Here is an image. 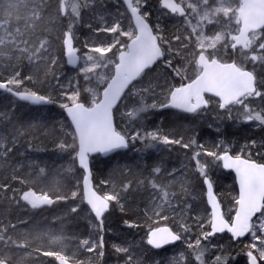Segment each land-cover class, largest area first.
<instances>
[{
    "label": "snow or ice",
    "instance_id": "1",
    "mask_svg": "<svg viewBox=\"0 0 264 264\" xmlns=\"http://www.w3.org/2000/svg\"><path fill=\"white\" fill-rule=\"evenodd\" d=\"M47 3L48 0H0V67L12 72L9 78L0 82V90L33 105L55 102L51 95H43L34 90H20L23 80L20 79L19 69L25 60L36 72L43 69L45 77L57 64L56 48L51 38L52 29L42 27L46 20L44 13L47 11ZM124 3L131 13L134 26L130 30H123L119 21H116L111 26L99 29L113 34V37L103 46L89 48L84 54L82 65L81 57L77 55L78 49L73 45L72 22L63 33L62 45L67 63L78 67L87 84L95 85L83 88L87 97L82 99L77 81L70 94L62 93L70 103L59 105L70 119L68 128L71 130L68 135L71 136V142L61 140L56 148L67 152L73 165L78 164L83 170L82 189L78 187V190L71 191L70 196L59 193L52 195L49 191L37 193L28 189L23 191L20 199L36 210L58 201L79 198L88 206L89 212L94 214L97 222L94 227L100 233L98 241L83 239L79 243L88 252L99 250L98 255L103 257L104 219L113 204L123 211L122 201L127 194L148 186L151 189V212L162 220H168V215L163 213L172 208V200L189 195L191 189L189 184L181 183L180 192L175 190V168L167 172V176L173 179L161 182V175L166 169L160 160L151 167L146 178L136 181L135 187L132 181H128L118 192L100 194L91 183L90 157L93 154L108 156L119 150L134 148L137 142L143 145L144 152L149 149L159 151L161 146L170 145H179L184 149L194 148L192 160L195 161L196 171L203 178V183L207 185L208 203L211 205V219L208 223L211 230L201 231L192 240L167 225L149 226L147 245L161 249L185 239L187 248L191 250L188 255L192 260L189 261L185 253L180 252L179 258H173L170 264H181L182 261L183 264H206L204 256L207 247H202V239L208 241L216 233H223L225 230L233 238L251 234L253 241L259 242V246L255 242L248 245L249 264H259V261H264V162L251 158L250 152L247 158L240 154H229L223 141L213 146L219 151L207 150L203 144H197L194 138L185 143L183 136L175 138L159 128L145 130L142 121L151 110L175 109L181 113L199 114L213 102L211 97H216L218 108L225 110L229 118L235 108L244 122H258L259 126H264V108L257 110L249 102L254 98L264 101V0H159L160 7L167 10L162 14L181 17L188 30L183 38L185 42L179 49H173L171 42L164 39L159 21L156 24L149 23L151 12L146 8L147 0H124ZM88 7L95 8L96 0H60L59 14L61 17L69 16L70 21L78 20L81 9ZM38 28L46 35H37ZM121 37H126L127 40L122 42ZM174 39L180 41L181 37L177 35ZM181 49H188L187 54ZM109 53L112 55H108ZM230 53L238 55L240 61H225L223 57ZM174 57H180L181 62L174 64ZM158 61H163L171 70L172 78H179L180 83L179 86L169 84L163 101L158 103L153 100L149 104L145 97L152 92L151 86L138 88L137 85ZM249 62L252 64L251 69L247 67ZM25 79L32 80L33 77L29 75ZM69 86H72L71 81ZM121 107L125 109L122 113ZM118 114L127 120L123 131L118 130ZM2 121L11 122L12 116L7 112H0V122ZM29 127L35 128L36 125L30 124ZM129 127L131 131L128 130ZM23 134L20 132V135ZM16 139L15 135L10 139L7 128L0 130V149H3L0 156H9L13 148L8 145H15ZM255 143L252 141L253 145ZM201 155L212 157L213 160L202 162ZM214 162H222L224 169L234 170L239 183L235 215L230 219L225 218L220 202L213 194L208 168ZM66 171L71 173L73 167H68ZM39 173L44 174L45 169L40 168ZM12 179L17 177L13 175ZM21 183L26 181L21 180ZM70 210L78 212L79 205ZM254 217L257 222L253 221ZM125 224L130 228L136 227L127 220ZM198 226L203 229V224ZM7 227L15 228L16 225L0 226V241L6 247H29V233H23V239L18 242L11 235H6ZM180 227L184 233L191 231L184 223ZM44 235L48 237L49 243L58 245L61 250L44 251L43 255L55 257L59 264H73L72 257L63 251L65 237L48 232L37 233L35 239H41ZM114 248L118 253L127 254L126 264H142L139 259L134 260L129 247ZM227 259L216 256L212 264H227ZM0 264H11V257L0 256Z\"/></svg>",
    "mask_w": 264,
    "mask_h": 264
},
{
    "label": "trees",
    "instance_id": "2",
    "mask_svg": "<svg viewBox=\"0 0 264 264\" xmlns=\"http://www.w3.org/2000/svg\"><path fill=\"white\" fill-rule=\"evenodd\" d=\"M59 5L60 0H48L47 11L44 13L46 20L42 25V27L47 26L52 29L51 38L56 48L57 64L52 67L47 77L44 76L43 69L36 72L26 60L19 69L20 79L23 80L20 86L21 91L34 90L43 95H51L55 102L48 106H35L19 101L15 96L0 90V112H7L12 116L11 122H0V130L7 128L10 139L13 135L17 137L15 145H8L13 148L9 156H0V165H2L0 166V185H7V187H0V226L14 224L15 228L7 227L6 235H11L19 242L23 239V233H29L31 240V244L26 248L6 247L0 241V256H10L11 264H59L55 257L45 256L43 252L59 251L60 247L49 243L46 235L41 239H35L37 233L51 232L62 234L65 237L63 251L76 263L126 264L127 254L116 252L114 246L129 247L134 260L139 259L142 264H170L173 258H179L180 252H184L187 259L191 261L192 257L188 256L189 249L185 239L174 251L161 252L149 249L146 241L149 226L169 225L182 231L186 238L192 240L201 231H210L208 221L211 215L206 199V187L203 178L196 171L195 161L192 160L194 148L184 149L179 145H170L161 146L159 151L149 149L144 152L142 151L143 145L140 146L137 142L134 148L130 147L126 152H119L108 159L94 158L92 160L94 183L100 194L118 192L121 186L128 181H132L135 187L136 181L146 178L151 167L160 160L163 161L162 166L166 169L161 175V182L173 179L167 176V172L175 168L177 170L174 174L175 190L180 192L181 183L189 184L191 189L189 195L172 200V208L163 213L168 215V220H162L151 212V189L148 186L141 187L139 191H130L122 201L123 211L113 204L111 212L104 219L103 257L98 255L99 250L88 252L79 243L83 239L98 241L100 235L98 229L94 227L97 222L93 214L79 198L58 201L52 206L36 210L31 209L20 199L23 191L28 189L37 193L49 191L52 195L59 193L68 196L71 191L78 190V187L82 189V170L78 164L73 165L67 152H61L56 148V144L61 140L71 142V136L68 135L71 130L68 128L70 122L64 109L59 106L60 103H70V101L62 93L70 94L76 87V82L79 81L83 99L87 97L83 88L95 86L94 83L89 85L84 81L79 69L73 70L68 66L62 45L63 33L67 30L68 24L73 23L74 47L83 57L89 48L103 46L112 39L113 34L99 31V29L111 26L116 21H119L123 30H130L133 26L131 17L120 0H96L95 8H82L80 18L72 21L69 16H60ZM146 8L151 12L148 18L149 23L156 24L159 21L164 39L171 42L173 49L181 48L182 43L185 42L183 38L188 34L182 20L169 14L163 15L164 11L160 7L159 0H147ZM52 20L55 22L52 23ZM37 35L43 36L46 33L38 28ZM177 35L181 37L180 41L174 39ZM121 40L125 42L127 38L121 37ZM181 50L184 54L188 52V49ZM223 59L227 62L233 59L239 62L238 55L231 53ZM180 62V57L173 58L174 64ZM248 68L251 69V65H248ZM11 75V70L4 71L0 67V82L5 81ZM29 75L33 77L32 80L25 79ZM69 81L72 82L71 87ZM179 83V78L173 79L171 70L164 62H161L153 70L147 72L137 87L151 86L152 92L145 97L147 103L150 104L153 100L158 103L163 101L169 84L179 86ZM100 90L102 91V87ZM212 101L210 107L199 116H188L171 110H151L145 114L146 118L142 121L144 129L159 128L172 137L183 136L185 143L194 138L197 144H203L207 150L219 151L213 146L223 141L234 155L240 154L247 158L250 152L251 158L264 162V155L257 154H264V147H262L264 126H259L258 122L238 123L218 108L216 100ZM258 102L259 104L255 106L257 110L264 108V101L259 99ZM129 103L131 104V101ZM120 111L122 113L125 109L121 107ZM116 123L118 130H125L126 118L118 114ZM30 124H35L36 127L30 128ZM128 130L131 131V128L129 127ZM20 132L24 134L20 135ZM252 141L256 142L255 145ZM136 149H141V151H136ZM0 152H3V149H0ZM200 160L202 162L212 161L213 158L201 155ZM216 163L220 165L219 162L211 163L208 175L212 177L216 193L224 209L234 213L235 198L239 195L236 180L233 175L222 172L220 168L213 169L216 168ZM70 166L73 167V171L68 173L66 169ZM40 168L45 169L44 174L39 173ZM13 175L17 179H12ZM21 180L26 183H21ZM103 181L107 183H102ZM77 205H79L78 212H71L70 209ZM126 220L134 223L136 227H128L125 224ZM181 223L188 225L191 231L184 233L180 227ZM200 224H203V229L199 228ZM223 238L228 241L226 246L230 245L233 250L223 252L221 257L228 258L227 264H240L233 259L236 252L240 253L238 247H243L246 243L240 242L238 246L228 235L214 238L213 243H210L211 239L203 243L202 239V247H204L203 244H207L208 251L213 252L206 257V264L213 261V254L218 251V248L224 247Z\"/></svg>",
    "mask_w": 264,
    "mask_h": 264
},
{
    "label": "bare ground",
    "instance_id": "3",
    "mask_svg": "<svg viewBox=\"0 0 264 264\" xmlns=\"http://www.w3.org/2000/svg\"><path fill=\"white\" fill-rule=\"evenodd\" d=\"M53 103H50V104H46V105H35V106H48V105H52ZM33 105V104H32ZM64 111V113H65V110H63ZM142 144H140V146H141ZM130 149V148H129ZM229 154H231V155H234L232 152H230L229 151ZM220 163V165L219 164H215V165H217L216 166V168L214 167L213 169H217L218 170V168H220V170L222 171V172H224V173H226V174H230V175H233L232 173H230V172H227V171H225L224 169H223V166H222V162H219ZM212 169V170H213ZM211 170V171H212ZM234 176V175H233ZM234 178H235V176H234ZM209 179L212 181V183H213V185H214V182H213V180H212V177L211 176H209ZM235 180H236V178H235ZM236 184H237V182H236ZM205 187H206V185H205ZM215 188V187H214ZM215 192H216V190H215ZM216 195H217V193H216ZM217 197H218V199H219V201H220V204H221V206H222V208H223V211H224V214H225V218L226 219H228L227 217H226V215H227V211L224 209V206L222 205V202H221V200H220V198H219V196L217 195ZM206 199H207V190H206ZM208 203V202H207ZM208 207H209V204H208ZM111 210H112V208H111ZM209 210H210V215H211V209H210V207H209ZM111 212V211H110ZM109 212V213H110ZM109 213H107L106 215H105V217L109 214ZM256 221V219L254 220V222ZM163 226H165V225H163ZM167 226H169V225H167ZM169 227H171V226H169ZM174 231H177V232H181L182 234H183V232L182 231H179V230H177V229H175V228H173V227H171ZM211 230V229H210ZM184 235V234H183ZM226 235H228V236H230L229 234H223V235H217V237H226ZM230 238H231V240H233L232 242L235 244L236 243V245H238V246H240V244H238V242H236L235 240H234V238L232 237V236H230ZM248 239V238H247ZM247 239H245L243 242L244 243H246V241H247ZM184 241V239H182L181 240V242H180V244L182 243ZM222 241L224 242V247H222V248H219L218 250H219V252H229V250H233V248L230 246V245H227L226 246V243H228V241L226 240V239H222ZM205 242H207V241H204L203 240V243H205ZM231 243V242H230ZM148 247H149V249H151V250H154V251H156V252H158V251H160L161 252V250L162 249H154V248H152L150 245H147ZM203 246L205 247H207V244H203ZM170 247H173V249H172V251H174V246H169V247H167V248H170ZM167 248H165V249H167ZM237 249V248H236ZM238 250L240 251V253H237L236 252V254H235V258L233 259V260H235V261H237L238 263H243V264H249V258L247 257V252L249 251V248H247L246 247V245H244L243 247H238ZM189 252H191V250H189ZM189 252H188V254H189ZM213 252H209L208 251V249H207V251H206V253H205V256L207 257V256H209V255H211ZM173 255V254H172ZM189 256V255H188ZM204 256V257H205ZM246 257H247V260H246ZM73 264H81V263H76V262H73Z\"/></svg>",
    "mask_w": 264,
    "mask_h": 264
},
{
    "label": "water",
    "instance_id": "4",
    "mask_svg": "<svg viewBox=\"0 0 264 264\" xmlns=\"http://www.w3.org/2000/svg\"><path fill=\"white\" fill-rule=\"evenodd\" d=\"M120 2H122V4L125 6V8L127 9V11H128V13H129V15H130V17H131V13H130V11L128 10V8H127V5L124 3V0H120ZM167 11V10H166ZM179 17V16H178ZM181 18V17H180ZM131 20H132V18H131ZM132 23H133V26H134V21L132 20ZM73 45H74V43H73ZM77 55H79V51L77 52ZM80 56V55H79ZM66 59H67V56H66ZM81 62V61H80ZM161 62H163V61H158L157 62V64L156 65H153V67H152V69H154L159 63H161ZM68 66L71 68V69H73V70H78V67H74V66H72V65H69L68 64ZM2 91H4V90H2ZM9 94H11V93H9ZM12 95V94H11ZM207 95H211V94H207ZM17 98V97H16ZM211 98H215V99H218V98H216V97H211ZM18 99V98H17ZM28 103H30V102H28ZM31 104V103H30ZM42 105H46V104H42ZM164 110H173V111H177V110H175V109H164ZM179 112V111H178ZM184 114H186V113H184ZM65 115H66V117H67V114H66V112H65ZM189 115H194V114H189ZM67 119L69 120V122H70V119L67 117ZM129 149H127V150H119L118 152H116V153H111V154H109L108 156H104V155H102V154H93L91 157H90V167H91V171H92V177H91V183H92V186L95 188V190L98 192V190L96 189V186H95V183H94V175H93V169H92V160L94 159V158H102V159H108L109 157H111V156H113V155H115V154H117V153H119V152H124V151H128ZM79 167V166H78ZM224 169V168H223ZM80 170H82V169H80ZM225 171H227V172H230V173H232L234 176H235V178H236V175H235V171L234 170H232V169H224ZM82 172H83V170H82ZM236 182H237V187H238V192H239V183H238V180L236 179ZM213 184V183H212ZM206 185V184H205ZM82 187H83V183H82ZM206 190H207V185H206ZM99 193V192H98ZM213 194L216 196V198H217V200L219 201V199H218V197H217V195H216V192H215V188H214V185H213ZM207 202H208V197H207ZM220 202V201H219ZM209 204V203H208ZM221 205V204H220ZM52 206V205H51ZM87 206V205H86ZM45 207H48V206H44V207H42V208H45ZM88 207V206H87ZM209 207H210V209H211V205L209 204ZM112 208V207H111ZM111 208H110V211H111ZM41 209V208H40ZM109 211V212H110ZM221 211L224 213V211H223V208H222V206H221ZM108 212V213H109ZM107 214V213H106ZM105 214V215H106ZM93 216H94V214H93ZM256 218L254 217L253 218V221L255 220ZM223 234H229L230 236H232L231 235V233H229V232H227V230H225V232H223V233H216L214 236H216V235H223ZM249 235L250 234H246L245 236H243V237H239V238H234V240L236 241V242H239V241H244L245 239H247L248 237H249ZM181 241H177V242H174V243H172V244H169V245H165L164 247H162L161 249H165V248H167V247H169V246H176V245H178L179 243H180Z\"/></svg>",
    "mask_w": 264,
    "mask_h": 264
},
{
    "label": "rangeland",
    "instance_id": "5",
    "mask_svg": "<svg viewBox=\"0 0 264 264\" xmlns=\"http://www.w3.org/2000/svg\"><path fill=\"white\" fill-rule=\"evenodd\" d=\"M177 18V17H176ZM178 19V18H177ZM181 20H182V18H181ZM193 22H195V21H193ZM185 26V25H184ZM186 27V26H185ZM80 57H81V65L83 64V56L80 54ZM226 56H224L223 58H225ZM239 57V56H238ZM240 57H239V61H240ZM248 65H251V68H252V64H251V62H249L248 64H247V67H248ZM259 68H257V72L259 73ZM259 78V77H258ZM259 100V98H254V99H251L249 102H250V104L253 106V107H255L256 105H258L259 104V102L257 103V101ZM256 108V107H255ZM257 109V108H256ZM231 119L232 120H236V121H238V123H245L244 121H243V119H242V116L240 115V112L237 110V109H233V111H232V114H231ZM248 123H255V122H248ZM235 215V212L234 213H230V212H228L227 213V215H226V217L228 218V219H230L231 217H233ZM255 222H257V221H255ZM253 242H255V243H257L258 244V246H259V242L258 241H253V239H252V237H251V234H250V236H249V238L247 239V241H246V247L247 248H249L248 247V245H250L251 243H253ZM254 254H256V255H258V253L257 252H255L254 251ZM216 256H223V252H219V250L215 253V254H213V257L215 258ZM204 259H206V256L204 257ZM214 260V259H213ZM209 264H212V262L211 261H209L208 262ZM259 264H264V261H259Z\"/></svg>",
    "mask_w": 264,
    "mask_h": 264
},
{
    "label": "flooded vegetation",
    "instance_id": "6",
    "mask_svg": "<svg viewBox=\"0 0 264 264\" xmlns=\"http://www.w3.org/2000/svg\"><path fill=\"white\" fill-rule=\"evenodd\" d=\"M162 9V8H161ZM164 12H166V10H164V9H162ZM170 16H173V17H177L178 19H180L181 20V18L180 17H178V16H176V15H172V14H169ZM153 70V69H152ZM212 100H217V99H215V98H212ZM211 105V104H210ZM210 105L208 106V108L210 107ZM207 108V109H208ZM206 109V110H207ZM222 110V109H221ZM170 111V110H169ZM171 111H173V110H171ZM205 111V110H204ZM204 111H202V112H204ZM222 111H225V110H222ZM201 112V113H202ZM201 113H199V114H194V115H189V114H184V113H182V114H184V115H188V116H196V115H200ZM214 238H218L217 237V235L216 236H212V237H210L209 239H211V242L210 243H213V240H214ZM240 242H243V241H239L238 243H240ZM178 245H180V243L178 244ZM178 245H176V246H174V249L178 246ZM173 249V247H170V248H167V249H162L161 251H164V250H172ZM219 249V248H218ZM217 249V250H218ZM158 252H160V251H158Z\"/></svg>",
    "mask_w": 264,
    "mask_h": 264
}]
</instances>
